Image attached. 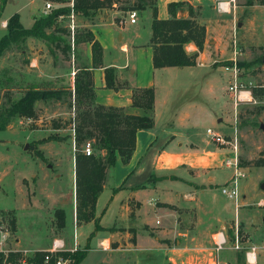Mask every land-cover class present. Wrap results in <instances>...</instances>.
<instances>
[{"label": "crops", "instance_id": "1", "mask_svg": "<svg viewBox=\"0 0 264 264\" xmlns=\"http://www.w3.org/2000/svg\"><path fill=\"white\" fill-rule=\"evenodd\" d=\"M178 2L193 8L196 21L206 31L202 51L193 43L185 45L188 55H196V63L192 67L154 69L153 50L149 45L150 8L135 10L137 16L143 13L151 15L145 38L136 30L124 31V35L122 31L119 33L116 27L120 26L121 18L127 17L128 11H122L115 5L100 11L91 20L78 17L80 27L89 30L103 48L102 67L92 70L96 104L128 109L134 89L154 90L153 126L136 133L135 148L128 163H122L117 157L115 166L107 171L96 201L95 218L100 230H96L84 244L89 246L90 240L97 239L99 247L101 242L107 246L108 250L102 249L106 255L99 264H211L212 258V264H217L221 262L214 259L218 253L217 235H224L221 228L226 227L229 224L227 220L238 215L245 206L242 199L240 209H234L233 215L229 203L225 206L220 198H216L217 179L222 177L224 169L231 168L227 161H232L233 156L219 145L203 144L201 125L205 121L206 108L200 102L202 96L215 99L210 71L220 68L227 74L226 85H229L230 75L222 66L212 67L213 57L227 55V43L234 35L231 30L240 24L238 19L250 6L242 5L239 0H229L228 12H222L216 0H156L157 18L170 19L168 5ZM188 15L187 7L176 14L177 18H188ZM33 22L32 17L31 26ZM136 25L137 20L134 24L129 22L131 27ZM82 44L86 46L80 66H90L91 44ZM105 68L115 70L117 90L106 88ZM181 78H188V82L181 81ZM191 79L200 82L195 91L200 99L177 104L176 94L190 91ZM229 105L228 101L225 111ZM227 182L229 180L222 183ZM60 203L66 210V202ZM70 205L69 211H65L66 217L69 214L75 222V235L76 231L77 236L81 232L85 240L86 232H93L95 223L93 220H76L75 195ZM125 235L135 236L136 244L133 242L126 248H122V244L109 247L110 240L114 242ZM76 244H79L77 239ZM250 245L256 249L262 247L248 243L245 250Z\"/></svg>", "mask_w": 264, "mask_h": 264}, {"label": "rangeland", "instance_id": "2", "mask_svg": "<svg viewBox=\"0 0 264 264\" xmlns=\"http://www.w3.org/2000/svg\"><path fill=\"white\" fill-rule=\"evenodd\" d=\"M248 1L252 3L249 5L250 8H246L243 18L238 19L240 24L234 25L231 30L234 35L227 43V55L222 57L223 60L221 57L214 56L212 67H223L226 63H230L235 56V51L237 64H250L262 55L264 5L260 3V0H239L242 5L248 4ZM46 2L52 5L51 10L67 4L53 2V0H8L0 20V38L6 31L3 27L6 22L1 23L2 20H7L18 13L22 26L29 28L32 17L34 19L45 16ZM134 2L135 0H129L124 3V6L129 8ZM220 2L222 1L218 3ZM117 6L120 7L123 4ZM150 16V13L138 14L137 25L134 27L129 26L127 17H123L121 19L124 24L117 26L116 29H119V33L122 31L123 35L124 31L136 30L142 38H145L144 32L149 30ZM59 24L60 29L66 32L55 34L69 43V54H64L60 47L54 44L48 46L41 40L27 39L22 44L12 45L2 55L0 58V109L8 107L32 86L39 89L70 88L72 72L80 66L81 58L85 57L86 45L79 43L72 46L74 40L71 39L68 26L70 19L60 20ZM74 25L77 34L86 30L80 27L78 17L74 18ZM238 69L239 82L246 88H252L254 102L239 103L235 106L232 96L226 91L227 74L220 68L210 71V76L214 80L215 99H205L202 96V102H200L202 107L206 108L205 121L201 125V133L204 134V143H202L215 144L206 135V129H212L222 135L228 143L219 147L228 149L233 158H236L237 170L243 175L236 178L240 192L239 209L242 199L245 204L238 215H234V203L220 192L224 185L233 180L234 169L232 167L224 169L222 177L217 179L219 185L215 189L216 198H220L225 206L229 203L234 217L227 220L229 224L220 230L224 232L225 242L217 251L218 253L214 254L217 258L214 256V259L224 264H249L242 249L245 250L246 245L251 243L257 246L262 245L256 249L257 258L254 264H264V237L262 236L264 235V188H261V185H264V130L261 128V126L264 127V93L261 91L264 90V66L252 63L246 68ZM181 81L188 82V78H181ZM189 85H192L190 91L176 94L177 104H186L191 100L200 99L195 92L200 82L197 79H191ZM253 91H256L255 96ZM228 101L229 109L225 111ZM71 104L72 99L68 95L60 101H38L35 104V119H15L5 131L0 132V222L9 232L8 248L10 249L44 251L50 247L54 238H62L68 249L76 248L75 251L87 249L85 257L79 264H99L105 258L106 252L98 246V240H90L88 244L91 249L85 244L86 240H89L100 228L96 229L94 226L93 232L88 234L86 232L87 236L84 240L85 236H82L81 232L77 236L76 231L75 235V222L69 214L62 228L58 227L54 216V210L62 208L60 201L66 202L65 209L69 211L75 195L74 154L77 151L73 139L69 137L63 141L36 145V142L49 135L55 134L62 138L71 136V122L76 115ZM78 149L82 153L83 145ZM37 150L42 152L43 160L37 157ZM93 154L101 155L102 152L93 148ZM228 180L226 184L222 183ZM260 201H263L262 204ZM235 226L238 228L242 246L240 250L233 248ZM76 239L79 240V244H76ZM259 239L261 242H258ZM132 243L136 244V237L125 235L120 240L114 242L110 240L108 244L111 248L118 244L126 248ZM14 259L17 262V259ZM120 260H124L123 257H120ZM212 262L213 258L211 264Z\"/></svg>", "mask_w": 264, "mask_h": 264}, {"label": "trees", "instance_id": "3", "mask_svg": "<svg viewBox=\"0 0 264 264\" xmlns=\"http://www.w3.org/2000/svg\"><path fill=\"white\" fill-rule=\"evenodd\" d=\"M7 1L0 0V20ZM128 1L53 0V2L67 4L54 8L45 16L34 18L30 28H24L20 22L19 14L15 13L7 19L5 34L0 38V58L12 45L22 44L27 39H38L48 46L54 44L56 47H60L64 54H69V43L63 37L55 34L56 32L62 34L66 32V30L60 29V20L69 19L71 12H73L74 17L91 20L100 11L123 4V6H117L122 11H143L146 8L152 10L149 45L153 50L152 65L154 69L184 68L195 65L196 55H188L185 51V45L193 43L199 51H202L206 31L204 26L196 21L193 8L190 5L183 2L170 3L167 8L170 19L160 20L157 18L156 0H135L129 8L124 6V3ZM70 3L73 4L72 7L69 6ZM260 3L264 5V0H260ZM251 4L250 1L248 4L246 3L248 6ZM184 7H187L188 18H177V11ZM73 39L74 45L83 42L91 44V65L82 64L75 68L70 88L39 89L35 86L29 87L20 98L8 107L0 109V132L5 131L15 119H35L36 102L60 101L65 95L70 96L72 99L71 106L76 111L71 122V136L62 138L55 134L49 135L47 138L36 142V145L63 141L69 137L73 139L77 151L74 154L76 220L78 222L93 220L95 228L99 229L100 226L95 218V205L103 189L107 171L115 166L117 157L122 163H128L135 148L136 133L153 126L154 90L153 88L134 89L132 91V104L128 109L96 104L92 70L102 67L103 48L98 41L94 40L89 30H82L78 34L76 32ZM252 63L264 66V49L262 55ZM252 63H238L237 66L238 68H246ZM225 65H231V63ZM104 74L106 88L117 90L115 70L105 68ZM261 91L264 93V90ZM253 95H256V91H253ZM87 142L91 143L92 149L94 148L102 154L85 156L80 153L78 148ZM36 155L38 158L44 159L41 151L37 150ZM54 216L58 227H64L65 210L62 208L55 209ZM86 250L69 251L61 254L71 257L72 264H79L85 257ZM242 252L245 255L244 249ZM44 255V251H37L34 258L35 264H43ZM14 258L15 255L11 253L7 261H10L11 264H18ZM0 264H3V254L1 253Z\"/></svg>", "mask_w": 264, "mask_h": 264}, {"label": "built area", "instance_id": "4", "mask_svg": "<svg viewBox=\"0 0 264 264\" xmlns=\"http://www.w3.org/2000/svg\"><path fill=\"white\" fill-rule=\"evenodd\" d=\"M229 1V0H228ZM228 1H222L217 4L218 9L222 12H228ZM72 3H70V7H72ZM52 9V5L48 2L45 3L44 6V14L46 15L49 13ZM74 15L73 12H71L69 19V29L71 31V39H73L75 34L76 26L74 25ZM127 18L129 19L130 24H134L137 19V12L135 10H131L127 13ZM123 24V20L119 21V25ZM6 24H3V27H5ZM73 46V43H72ZM234 58L230 61L231 65H224L223 70L227 72L230 75V83L227 86V92L232 96L234 100L235 106H237L239 103H252L253 97H252V88L251 87H244L238 79L239 76V69L237 66V59H236V51L234 52ZM72 76H74V72H72ZM264 88V86H263ZM206 135L210 138V140L217 144V145H226L228 142L225 140V138L213 131L212 129L206 130ZM236 150V147H234ZM85 156H91L93 154V149L91 146V143L87 142L83 145V152ZM227 164L231 166L234 169V178L232 181H230L228 184L224 185L221 188V193L225 195L229 200H231L234 203L235 209L239 207V198H240V192L237 185V177L243 176L240 172L237 170V162L236 158H233V160H228ZM8 240H9V232L5 225L0 222V253L3 254V264H11L10 261H7L9 254H14L15 258L17 259L18 264H35V253L37 250L33 249H25L23 251H17L15 249L8 248ZM225 242V237L222 233H219L217 235L216 239V249L219 250L222 248V244ZM100 246L102 249H107V246L101 242ZM233 248L236 250L242 249V246L240 244V238L238 234V228L235 226V232H234V241H233ZM76 248H66L64 245V241L59 238H54L52 240V243L50 247L44 250L45 255L43 257V264H72L73 260L69 256H63L61 253L63 252H74ZM256 248L255 246H250L249 249L245 250V259L247 263L254 264L256 262ZM217 264H224L222 262H218Z\"/></svg>", "mask_w": 264, "mask_h": 264}, {"label": "water", "instance_id": "5", "mask_svg": "<svg viewBox=\"0 0 264 264\" xmlns=\"http://www.w3.org/2000/svg\"><path fill=\"white\" fill-rule=\"evenodd\" d=\"M261 128H262V130H264V127L263 126H261ZM261 188H264V185H261Z\"/></svg>", "mask_w": 264, "mask_h": 264}]
</instances>
